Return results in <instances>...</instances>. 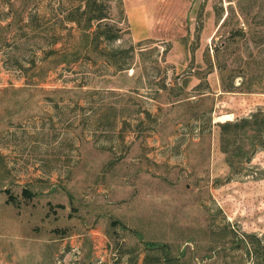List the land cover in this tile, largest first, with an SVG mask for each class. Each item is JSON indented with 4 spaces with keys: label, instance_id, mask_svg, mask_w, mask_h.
Masks as SVG:
<instances>
[{
    "label": "rangeland",
    "instance_id": "rangeland-1",
    "mask_svg": "<svg viewBox=\"0 0 264 264\" xmlns=\"http://www.w3.org/2000/svg\"><path fill=\"white\" fill-rule=\"evenodd\" d=\"M255 111L264 0H0V264H264Z\"/></svg>",
    "mask_w": 264,
    "mask_h": 264
},
{
    "label": "trees",
    "instance_id": "trees-1",
    "mask_svg": "<svg viewBox=\"0 0 264 264\" xmlns=\"http://www.w3.org/2000/svg\"><path fill=\"white\" fill-rule=\"evenodd\" d=\"M94 17L95 16L89 17V22L87 24L88 27L91 26V19H93ZM103 17L105 16L99 15V19H102ZM72 20L75 21L76 18H73ZM101 35H104L107 39H116L119 36L117 34H109L108 32L101 31L95 35L93 41L95 42L96 39L98 40ZM219 125L223 129L222 149L223 152L227 154V162L231 166L233 171L237 172L236 169L239 170V168H241L238 163H241L243 161H250L252 159V155L258 148L264 149V111H255L249 114L248 116L241 117L233 121L219 123ZM255 133L261 135V139H259L258 142L257 139L253 138L256 137ZM238 134H241L242 137L246 136L247 134L249 135L250 143L248 144V150L244 148L245 144L242 143V147L237 146L234 147V149L231 148V146L236 143V137L238 136ZM251 134L252 137L250 138ZM238 157L239 159H237ZM158 262V259H154L152 261L146 262V264Z\"/></svg>",
    "mask_w": 264,
    "mask_h": 264
},
{
    "label": "crops",
    "instance_id": "crops-1",
    "mask_svg": "<svg viewBox=\"0 0 264 264\" xmlns=\"http://www.w3.org/2000/svg\"><path fill=\"white\" fill-rule=\"evenodd\" d=\"M128 12L127 13L129 14V16L133 17V20H135L136 23H138L140 21H146V15L147 14L143 13L142 10L134 9V10H131Z\"/></svg>",
    "mask_w": 264,
    "mask_h": 264
},
{
    "label": "bare ground",
    "instance_id": "bare-ground-1",
    "mask_svg": "<svg viewBox=\"0 0 264 264\" xmlns=\"http://www.w3.org/2000/svg\"><path fill=\"white\" fill-rule=\"evenodd\" d=\"M231 117V115L230 114H226V115H223V116H221L220 118H223V119H228V118H230Z\"/></svg>",
    "mask_w": 264,
    "mask_h": 264
}]
</instances>
